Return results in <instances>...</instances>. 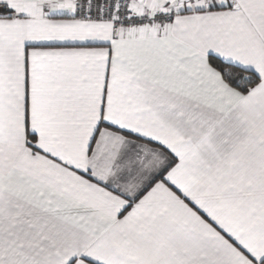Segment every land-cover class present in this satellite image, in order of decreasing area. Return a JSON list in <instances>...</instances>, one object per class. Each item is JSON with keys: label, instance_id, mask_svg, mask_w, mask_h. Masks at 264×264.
<instances>
[{"label": "snow or ice", "instance_id": "obj_1", "mask_svg": "<svg viewBox=\"0 0 264 264\" xmlns=\"http://www.w3.org/2000/svg\"><path fill=\"white\" fill-rule=\"evenodd\" d=\"M0 264H264V0H0Z\"/></svg>", "mask_w": 264, "mask_h": 264}]
</instances>
